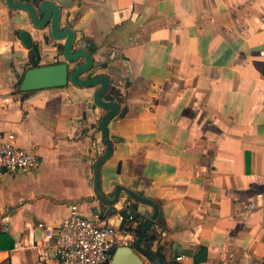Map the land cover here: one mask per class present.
I'll use <instances>...</instances> for the list:
<instances>
[{
	"label": "crops",
	"instance_id": "0c3cea01",
	"mask_svg": "<svg viewBox=\"0 0 264 264\" xmlns=\"http://www.w3.org/2000/svg\"><path fill=\"white\" fill-rule=\"evenodd\" d=\"M60 26L90 52L93 75L110 79L104 99L119 107L103 193L122 185L158 205L140 245L165 264H264V0H70ZM49 29L0 0V138L15 134L38 159L0 179V264H61L33 245L38 223L58 225L71 203L133 242L149 218L106 212L94 194L93 161L105 148L99 85L20 90L36 60H63ZM113 207L153 213L124 193ZM19 239L26 245L15 249Z\"/></svg>",
	"mask_w": 264,
	"mask_h": 264
},
{
	"label": "water",
	"instance_id": "95a60500",
	"mask_svg": "<svg viewBox=\"0 0 264 264\" xmlns=\"http://www.w3.org/2000/svg\"><path fill=\"white\" fill-rule=\"evenodd\" d=\"M5 2L12 9L26 11L34 27L43 28L49 25L50 36L53 40H63L61 44L63 60L49 64H38V60H36L33 66L24 70L19 79L21 91L60 87L68 83L80 87L99 85L93 94V103L99 109L106 110L103 116L97 115L98 128L101 131V142L105 148L93 161L92 185L94 194L105 205L106 212H118L122 218L128 220L137 218L139 212L149 216L144 229L136 232L133 243L117 247L111 256L110 264H144L141 256L146 257L153 264H165L140 245L145 231L158 215L157 203L122 185H116L113 191L107 194L103 193L101 189L99 168L113 151V142L109 137V123L116 117L119 107L114 100L104 99V95L110 87V79L104 74L93 75L99 67L94 65L90 52L82 46H74L75 32L72 28L60 26L61 9L67 8L70 5V0H40L34 4L23 0H5ZM18 36L26 48H33L31 36L27 31L19 30ZM86 72H89V74L82 77ZM122 193L135 202L150 205L153 208V213L149 214L143 208L134 211L131 209L118 210L113 207L114 204L120 201Z\"/></svg>",
	"mask_w": 264,
	"mask_h": 264
},
{
	"label": "built area",
	"instance_id": "2783aa9c",
	"mask_svg": "<svg viewBox=\"0 0 264 264\" xmlns=\"http://www.w3.org/2000/svg\"><path fill=\"white\" fill-rule=\"evenodd\" d=\"M13 133L0 138V179L6 173L29 171L38 159L31 151L16 144ZM43 237L33 245L41 258L54 257L61 264H106L114 247L129 245L133 235L125 229L101 225L97 215L89 218L77 203L69 205L68 215L58 225L38 223ZM26 244L21 239L15 249Z\"/></svg>",
	"mask_w": 264,
	"mask_h": 264
},
{
	"label": "trees",
	"instance_id": "16d2710c",
	"mask_svg": "<svg viewBox=\"0 0 264 264\" xmlns=\"http://www.w3.org/2000/svg\"><path fill=\"white\" fill-rule=\"evenodd\" d=\"M61 47V46H60ZM61 49V48H60ZM34 51H36V46L34 45ZM19 88H20V82H19Z\"/></svg>",
	"mask_w": 264,
	"mask_h": 264
},
{
	"label": "rangeland",
	"instance_id": "374dc122",
	"mask_svg": "<svg viewBox=\"0 0 264 264\" xmlns=\"http://www.w3.org/2000/svg\"><path fill=\"white\" fill-rule=\"evenodd\" d=\"M75 47H77V45H75ZM84 75V74H83Z\"/></svg>",
	"mask_w": 264,
	"mask_h": 264
}]
</instances>
